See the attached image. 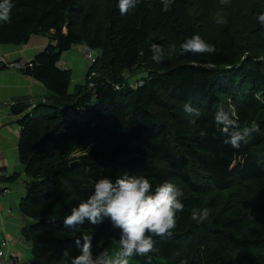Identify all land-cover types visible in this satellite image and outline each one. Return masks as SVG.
Listing matches in <instances>:
<instances>
[{"label":"trees","instance_id":"1","mask_svg":"<svg viewBox=\"0 0 264 264\" xmlns=\"http://www.w3.org/2000/svg\"><path fill=\"white\" fill-rule=\"evenodd\" d=\"M212 1L221 0H175L162 11L159 0H143L121 16L118 0H10L0 45L48 38L21 72L49 95L37 106L11 105L20 115L17 153L27 176L19 208L29 221L20 235L31 245L32 264H61L65 249L77 255L74 240L83 233L92 236L93 254L118 243L119 230L107 220L72 230L63 218L96 179L114 182L124 173L146 176L153 187L165 180L182 185L185 210L170 238L153 237L151 255L181 264H264V25L257 21L264 0L225 11L219 27ZM194 34L215 53L169 57L170 43L179 48ZM153 43L166 49L160 63L151 58ZM76 45L97 55L88 80L70 92L71 70L57 62ZM138 72L146 75L130 84ZM185 102L201 112L195 130ZM221 105L234 108L241 124H259L239 149L223 143L213 125ZM204 207L207 220L191 221L192 210Z\"/></svg>","mask_w":264,"mask_h":264},{"label":"clouds","instance_id":"2","mask_svg":"<svg viewBox=\"0 0 264 264\" xmlns=\"http://www.w3.org/2000/svg\"><path fill=\"white\" fill-rule=\"evenodd\" d=\"M143 0H118L117 7L121 16L142 3ZM162 11H170L175 0H159ZM227 4V0H221ZM10 0H0V25L11 22ZM259 24L264 25V11L257 15ZM217 23H223L220 14L216 16ZM153 61L160 63L165 58L166 49L163 45L153 43L149 47ZM138 55H144V49L137 50ZM169 57L171 54L208 55L215 53V46L207 43L200 35L194 34L179 45L170 43L167 46ZM264 59V58H262ZM260 99V97H256ZM264 102V101H262ZM183 111L187 115L188 123L193 129L199 127L197 121L201 117L199 108L185 102ZM213 125L223 137V143L234 149L247 144L249 138L259 132L257 121L240 123L234 108L221 105L214 113ZM201 135H206L201 132ZM182 190L170 181H163L153 187L146 176L129 175L124 173L113 182L107 177L96 179L92 184V191L85 199L71 208L69 214L63 218L66 229L75 230L85 221L92 225H100L107 220L113 229L119 230V240L115 247H106L93 254L92 236L83 233L74 240L78 254L72 256L65 249L62 253L61 264H130L134 257L146 258V264H152L151 253L157 251L153 237L170 238L176 227L178 213L185 210L181 200ZM207 207L193 209L191 221L200 224L210 215Z\"/></svg>","mask_w":264,"mask_h":264},{"label":"crops","instance_id":"3","mask_svg":"<svg viewBox=\"0 0 264 264\" xmlns=\"http://www.w3.org/2000/svg\"><path fill=\"white\" fill-rule=\"evenodd\" d=\"M47 43L46 36L31 35L27 42L19 45H0V54L13 60H31ZM60 58L67 65L65 68L72 72L69 91H74L76 85L86 82L89 63L83 59L80 46L64 51ZM48 95L45 86L31 76L15 69L0 70V169L6 172L1 179V185L6 192L0 194V237H7L12 257L17 258L7 264H32V255H28L31 245L20 235L21 227L29 221L19 208V201L25 194L27 176L17 153L20 134L17 120L20 115L11 112V105L26 101L37 106ZM13 173H17V178L11 181L8 177Z\"/></svg>","mask_w":264,"mask_h":264},{"label":"rangeland","instance_id":"4","mask_svg":"<svg viewBox=\"0 0 264 264\" xmlns=\"http://www.w3.org/2000/svg\"><path fill=\"white\" fill-rule=\"evenodd\" d=\"M250 3V0H247L243 3L237 1V0H227V4H222L221 1L218 3V5H215L212 1L211 3V6H212V16L213 18L216 20V16L217 14H220L222 17H223V20L225 22V19H224V13L225 11H233V10H236V9H244L247 4ZM223 23H217V27H219L220 25L224 24ZM208 34H210L212 32V30L210 28H208L207 30H205ZM203 39V37H202ZM76 46H80V45H76ZM81 47V46H80ZM82 48V47H81ZM93 53H97L96 50H92V54ZM198 56H205V55H198ZM83 59L86 60V62L89 63L90 65V60L87 58L86 55H84L83 53ZM57 65L58 67L60 68H65L67 67V65L64 64V62H62L61 58L58 60L57 62ZM88 70V69H87ZM87 73V72H86ZM146 75V72H138L132 76H130L128 78V81L130 82V84H132L134 82V80L136 79L137 76L139 77H142V76H145ZM71 77H72V72H71ZM87 74H86V78H85V81H87ZM93 103V102H92ZM91 103V104H92ZM50 110V109H48ZM175 183V182H174ZM175 185H177V187H179L181 189V184L176 182ZM182 190V189H181ZM22 237V236H21ZM118 243L115 242V241H112L110 242L106 247H115ZM105 247V248H106ZM31 254V251H28V255ZM152 256V264H181L180 262L174 260V259H163V258H159V257H156V256ZM130 264H146V258L144 257H134L132 258V260L130 261Z\"/></svg>","mask_w":264,"mask_h":264},{"label":"built area","instance_id":"5","mask_svg":"<svg viewBox=\"0 0 264 264\" xmlns=\"http://www.w3.org/2000/svg\"><path fill=\"white\" fill-rule=\"evenodd\" d=\"M82 52L84 53V55L87 56L90 62H93L97 55V53L92 54V51L85 52L83 48H82ZM28 61L29 60H25V59L13 60L0 54V68L3 69H15L21 71L23 68L26 67V63ZM5 173H6L5 171L0 170V194L6 192V190L1 185V179L6 175ZM15 259L17 258L12 257V252L7 237L5 235L4 237H0V264H7L10 263L11 261H14Z\"/></svg>","mask_w":264,"mask_h":264}]
</instances>
